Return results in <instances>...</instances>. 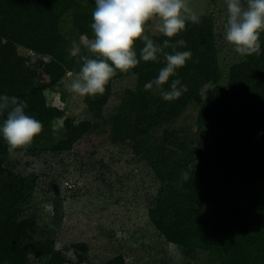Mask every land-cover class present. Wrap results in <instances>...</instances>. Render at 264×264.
<instances>
[{
    "label": "trees",
    "instance_id": "trees-1",
    "mask_svg": "<svg viewBox=\"0 0 264 264\" xmlns=\"http://www.w3.org/2000/svg\"><path fill=\"white\" fill-rule=\"evenodd\" d=\"M94 9L95 0H0V95L26 101V114L43 126L29 146L12 153L0 137V264L68 263L53 237L36 236L34 216L24 215L36 176L3 178V173L15 154L35 156L39 148L67 151L100 121L111 124L112 142L128 145L136 161L153 173L159 187L148 220L189 259L185 264H264V33L259 54L242 57L224 72L210 16H198V24L186 22L185 30L172 38H155L147 26L144 34L161 47L165 39L173 45L186 42L175 51H190L191 58L162 87L168 90L179 78L187 91L164 101L155 86L145 90L166 66L164 53L174 50L163 48L155 61H144V44L137 40L139 64L117 72L103 95L84 97L86 117L75 123L47 103L39 76L45 73L54 90L67 73L80 71L81 57L91 55L81 38H92ZM128 77H135V87L119 95L120 103L105 117L112 82ZM190 106L197 107L195 135L173 128ZM5 118L0 116V125ZM60 120L63 138L41 145ZM72 247L79 264L84 263L86 247ZM28 251L35 253L34 260ZM104 264L125 261L117 255Z\"/></svg>",
    "mask_w": 264,
    "mask_h": 264
},
{
    "label": "rangeland",
    "instance_id": "rangeland-1",
    "mask_svg": "<svg viewBox=\"0 0 264 264\" xmlns=\"http://www.w3.org/2000/svg\"><path fill=\"white\" fill-rule=\"evenodd\" d=\"M187 2L198 16L213 19L218 60L226 72L230 65L242 60L225 40L226 0ZM147 26L158 38L159 22L152 20ZM84 37L82 43H86ZM74 79V75L67 73L53 90L49 88L47 75L41 72L39 76L47 103L59 107L64 112L63 119L70 118L76 123L85 119L86 107L84 97L70 90ZM135 83V77L112 82L105 117L120 103L119 95L133 89ZM196 116L197 107H188L173 128L195 135ZM62 122L51 127L49 140L41 145L45 147L63 138ZM98 125L67 151L39 148L35 156L20 152L11 157L3 178L33 174L37 179L32 201L24 213L34 216L36 236L53 237L56 250H64L67 264L82 261L72 247L80 245L86 247L85 254L77 248L78 254H84L81 264H104L117 255L124 258L125 264H185L189 259L166 243L148 220L147 210L159 187L153 173L144 163L136 161L128 145L111 141L109 122L100 121Z\"/></svg>",
    "mask_w": 264,
    "mask_h": 264
},
{
    "label": "clouds",
    "instance_id": "clouds-1",
    "mask_svg": "<svg viewBox=\"0 0 264 264\" xmlns=\"http://www.w3.org/2000/svg\"><path fill=\"white\" fill-rule=\"evenodd\" d=\"M226 13V42L241 57L259 54L260 37L264 33V0H226ZM91 15L92 38L84 37L91 55L81 57L82 67L70 85L72 93L80 97L103 95L117 72L127 73L139 64L134 51L137 40L144 44L141 50L144 61H155L163 48L174 50L172 54L164 53L166 66L160 69L156 79L144 85L145 90L155 86L164 101L178 99L187 91L179 78L171 81L168 90L162 87L191 58L190 51H175L177 46L186 47V42L180 39L173 45L170 39H165L161 47L144 34L145 25L152 20L159 22V32L167 38L184 31L188 21L198 24L200 18L187 0H95ZM26 108V101L0 95V116H6L0 125V137L10 153L25 149L42 131L41 122L26 114ZM27 257L34 260L35 253L28 251Z\"/></svg>",
    "mask_w": 264,
    "mask_h": 264
}]
</instances>
